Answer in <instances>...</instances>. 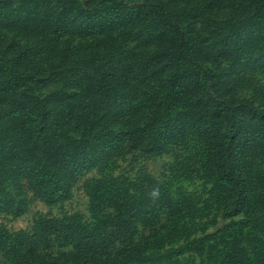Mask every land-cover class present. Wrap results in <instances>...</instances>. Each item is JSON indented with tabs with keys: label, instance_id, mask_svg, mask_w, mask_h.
<instances>
[{
	"label": "rangeland",
	"instance_id": "374dc122",
	"mask_svg": "<svg viewBox=\"0 0 264 264\" xmlns=\"http://www.w3.org/2000/svg\"><path fill=\"white\" fill-rule=\"evenodd\" d=\"M87 1L0 0V129L10 95L19 91L7 82L12 64L20 62L26 74L41 70L40 78L47 80L32 82V92L49 97L71 76L67 72L51 79L58 68L53 64L61 60L55 55L64 49L98 55L102 48L99 35L82 31L87 11L98 8L101 14L112 8L125 14L151 0ZM162 2L200 43L201 60L196 63L204 71L218 72L209 83L238 108L237 128L246 118L260 119V126H251L235 142L242 193L234 196L219 182L209 141L190 128L169 137L162 152L140 139L121 140L103 154L94 147L91 168L80 169L69 196L53 203L24 187L20 162L14 160L4 174L5 183H0V264H264V56L259 57L264 48V0ZM64 4L81 13H65L53 24L55 30L47 25L41 31L44 21L53 19ZM49 30L57 34L51 40ZM174 42L168 34L147 50L159 44L167 49ZM53 43L60 47L54 54L47 48ZM129 45L138 41L131 39ZM225 49L230 53L226 57L210 53ZM162 78L150 79L149 87L159 88ZM245 98L249 101L240 109ZM139 101L145 113L141 123L156 129L155 102ZM109 118L96 130L102 139L104 133L113 139L124 130L121 118ZM76 125H68L74 135ZM20 130L10 132L15 134L10 141L18 139Z\"/></svg>",
	"mask_w": 264,
	"mask_h": 264
},
{
	"label": "trees",
	"instance_id": "16d2710c",
	"mask_svg": "<svg viewBox=\"0 0 264 264\" xmlns=\"http://www.w3.org/2000/svg\"><path fill=\"white\" fill-rule=\"evenodd\" d=\"M58 9L53 19L44 21L41 31L47 25L55 30L53 24L65 13H81L65 4ZM174 14L162 0L135 4L125 14L112 8L101 14L98 8L87 11L82 31L99 35L102 48L97 50L98 55H81L78 50L70 49L55 55L61 60L53 64L58 68H54L51 79L67 72L71 76L49 97L42 98L32 92V82L42 78L41 70L36 71L39 75L26 74L20 62L12 64L7 82L19 91L10 95V109L1 123V185L6 181L4 174L16 160L20 162L24 187L40 192L45 202H57L69 196L80 169L91 168L97 154L91 151L94 147L103 154L110 147H117L121 140L140 139L149 148L158 145L162 152L169 137L184 135L190 128L198 137L209 141L211 164L219 182L227 185L234 196L240 195L235 142L249 133L251 126H260V119L246 118L244 131L237 128L238 108L231 105L228 94L222 97L221 91L209 83L218 72L204 71L196 63L201 60V48H198L201 45L190 30L181 27ZM168 34L175 37V42L167 49L159 44L160 48L147 50L151 42ZM56 35L47 32L49 40ZM131 39L138 41V45L130 47ZM47 48L53 54L60 49L55 43ZM260 52L259 57H263L264 48ZM210 53L219 57L230 55L227 49ZM249 53L253 54V49ZM155 76H163V84L157 89L149 87L150 79ZM139 98L143 102L151 99L158 107L156 129L149 122L141 123L145 113L140 111ZM248 101L242 100L240 109ZM109 117L121 118L124 130L118 131L113 139L111 134L104 133L102 139L96 130L100 123H107V118L111 120ZM72 122L77 123V135L68 127ZM15 127H21L20 136L12 142L10 136L15 134L10 132ZM102 178L98 177L97 181Z\"/></svg>",
	"mask_w": 264,
	"mask_h": 264
}]
</instances>
